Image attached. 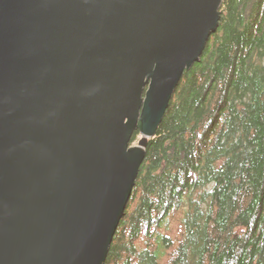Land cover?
Wrapping results in <instances>:
<instances>
[{"label": "water", "instance_id": "water-1", "mask_svg": "<svg viewBox=\"0 0 264 264\" xmlns=\"http://www.w3.org/2000/svg\"><path fill=\"white\" fill-rule=\"evenodd\" d=\"M222 1L0 0V264H104Z\"/></svg>", "mask_w": 264, "mask_h": 264}, {"label": "trees", "instance_id": "trees-1", "mask_svg": "<svg viewBox=\"0 0 264 264\" xmlns=\"http://www.w3.org/2000/svg\"><path fill=\"white\" fill-rule=\"evenodd\" d=\"M219 10L147 140L104 264H264V0Z\"/></svg>", "mask_w": 264, "mask_h": 264}, {"label": "rangeland", "instance_id": "rangeland-1", "mask_svg": "<svg viewBox=\"0 0 264 264\" xmlns=\"http://www.w3.org/2000/svg\"><path fill=\"white\" fill-rule=\"evenodd\" d=\"M141 138V135L136 139V141L135 142H133L132 143V145H136V144H138L137 142H138V140ZM176 228H177V222H173V223H171V226H170V233H173V234H175L176 232H175V230H176Z\"/></svg>", "mask_w": 264, "mask_h": 264}]
</instances>
